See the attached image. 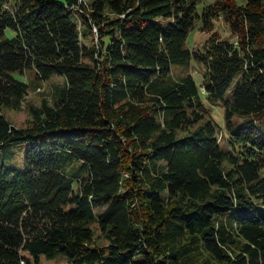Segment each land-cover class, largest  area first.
<instances>
[{"label": "trees", "instance_id": "obj_1", "mask_svg": "<svg viewBox=\"0 0 264 264\" xmlns=\"http://www.w3.org/2000/svg\"><path fill=\"white\" fill-rule=\"evenodd\" d=\"M201 2L0 0V146L31 143L12 166L0 155V264L56 251L69 264H264V0ZM196 19L210 35L190 49ZM191 56L207 99L237 78L228 147L192 75L171 73ZM29 67L66 85L16 127L1 110L20 107L12 71ZM233 114L248 117L233 129Z\"/></svg>", "mask_w": 264, "mask_h": 264}, {"label": "rangeland", "instance_id": "obj_2", "mask_svg": "<svg viewBox=\"0 0 264 264\" xmlns=\"http://www.w3.org/2000/svg\"><path fill=\"white\" fill-rule=\"evenodd\" d=\"M213 0H202L199 4V8L205 3H210ZM200 19H196L195 25L188 31L186 37L185 45L188 48H195L203 45L205 40L209 37L210 32L202 31L199 29ZM214 30L217 32L221 39L233 40L234 35L230 31L229 25L222 19L217 18L214 21ZM8 34L10 32L8 31ZM171 73L174 78L178 79L185 74H191L197 83L198 87L201 88V83L203 81V73L205 71V64L202 60H199L191 56L187 64H172ZM14 78L20 81H24L27 84V94L24 100L21 102L19 108L13 107H3L2 114L16 127H24L29 124L33 118L32 111L29 109V105L38 106L41 105L42 101L45 99L49 103H53L54 99L58 96L59 92L66 85L65 76L62 74H54L49 78L38 77L35 68L29 67L24 68L22 71L16 70L12 71ZM237 78H235L230 87L225 92L223 99L210 100L206 98V94L201 90V97L207 108L206 115H209L217 125L218 139L221 147H228L227 138L229 136V130L226 124L225 118V105L224 99L231 100V89ZM248 116H242L238 114H233L231 116V122L233 129L241 120L247 118ZM31 143L29 142H10L3 146H0V155L5 166H12L15 160H19L24 156L25 150ZM22 163L20 162L17 168H22ZM11 173L7 175L10 178ZM260 176L264 177V167L260 171ZM94 229V238L99 242H106L105 239L98 237L99 230L95 227V224H90ZM41 264H69L68 257L60 252L56 251L53 255L47 256L44 254L39 255Z\"/></svg>", "mask_w": 264, "mask_h": 264}]
</instances>
